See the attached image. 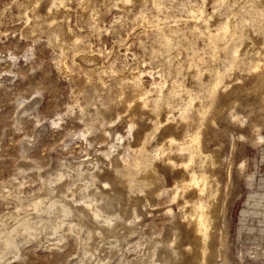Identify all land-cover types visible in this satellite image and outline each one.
Here are the masks:
<instances>
[{
  "label": "rangeland",
  "instance_id": "374dc122",
  "mask_svg": "<svg viewBox=\"0 0 264 264\" xmlns=\"http://www.w3.org/2000/svg\"><path fill=\"white\" fill-rule=\"evenodd\" d=\"M191 1L198 2L196 7L203 3L205 16L213 18L210 30L184 9L190 0H167L162 9L153 0H133L127 6L121 0H63L59 9L53 0H0V228L3 217L20 206L7 195L9 190L20 192L26 201L43 198L41 209L52 202L60 208L68 201L72 214L67 220L80 223L86 209L80 202L95 198L94 188L102 185L97 175L113 173L112 160L120 161L122 154L135 163L142 151L149 155L148 166L127 168L132 179L137 177L130 182L133 187L119 192L128 208L122 217L136 222L137 212L142 213L141 225L121 242L120 252L101 264H137L146 251L149 262L152 253L163 250L174 221L190 224L184 214L191 206L181 207L184 200L193 199L195 190L174 198L184 169L165 167V158L175 155L169 137H183L182 113L191 95L198 98L197 109H206L209 120L214 117L212 123L206 120L201 134L203 148L216 162L207 164L208 176L212 182L216 179L219 189L212 205L211 228L217 234L212 238V262H221L225 255L227 264H264V79L252 67L264 51V0ZM225 21L232 22L229 35L235 29L240 32L230 46L221 38ZM186 42L189 47L177 55L176 47ZM237 47L240 52L234 58ZM216 70L222 71L223 82L211 100L207 95ZM137 74L142 87L152 93L150 106L140 105L133 92ZM168 124L176 132H167ZM162 144L169 148L167 154L155 157L154 149ZM142 167L159 174L155 187L138 178ZM104 213V218L111 216ZM8 222L14 229L20 227L14 218ZM82 223L95 227L89 219ZM68 230L62 229L60 236L66 238L61 244L57 236L41 235L40 240L5 250L0 264H95L93 254L83 262L80 239ZM81 236L88 237L85 225ZM102 245L101 257L108 259L109 240Z\"/></svg>",
  "mask_w": 264,
  "mask_h": 264
},
{
  "label": "bare ground",
  "instance_id": "6f19581e",
  "mask_svg": "<svg viewBox=\"0 0 264 264\" xmlns=\"http://www.w3.org/2000/svg\"><path fill=\"white\" fill-rule=\"evenodd\" d=\"M121 1H123L122 3L123 4H126V6H127V4H131V2L133 0H121ZM153 1H154V3L157 2V6H158L159 9H162V7L165 6L166 3H167V0H166V2H164V1L161 2L159 0L160 1L159 3L156 0H153ZM187 2L184 3V9L187 10L196 19L204 22L206 24L208 30H210L209 29V26H210V22H211V18L212 17H209V15H208L209 18H207L205 16V14H204L205 10H204L203 3H202V5L200 4V5H198L196 7L195 5L198 2H196V4H194V1L192 2L191 0H190L189 3H187ZM53 3H54L53 5L57 6L58 9L61 8L64 5L63 0H53ZM215 3H216V1H215ZM168 4L169 3H167L166 6H168ZM193 4H194V6H193ZM230 4H232V3H230ZM228 6H229V4L226 5V7H228ZM233 7L235 8V6H233ZM254 7H256V6H254ZM218 8H216V9H218ZM234 8H233V10H235ZM86 10H89V9H86ZM215 10H214V12H215ZM227 11H229V10H227ZM92 14H94V13L92 12ZM211 16H213V15H211ZM262 16H264V14H262ZM214 19H215V17H214ZM160 20H162V19H160ZM262 21H263V19H262ZM229 22H230V20H229ZM163 23H164V21H163ZM170 23H172V22H170ZM231 23L226 22L225 23V26L223 27V32H224V29H225L226 30L225 31L226 34H224V36H221V38L224 40V42H225L224 44H226V45H229V44L231 45V43L233 41V38L235 36H238L240 34V32L235 29L229 35V33H230L229 32V29H231V27L229 28V26H230L229 24H231ZM207 28H206V31H207ZM217 28H219V27H217ZM220 28H219V30H220ZM160 29L162 30V28H160ZM164 31H165V29H164ZM178 31H180V30H178ZM211 33H210V36H211L212 39H209V40H211V42L213 43L212 40L215 41L216 38H215V36L211 35ZM216 33L219 34L220 32L217 31ZM203 34H204V32H203ZM262 34H263V32H262ZM206 35H207V33H206ZM201 36H203V35H201ZM229 36L232 37V38H229ZM185 37H187V36H185ZM239 37H241V36H239ZM236 40H237V38H236ZM217 42H219V41H217ZM233 43H235V42H233ZM236 44H237V42H236ZM261 44H262V42H261ZM184 45L185 46H183L181 48H177V47H180V46L179 45L178 46L176 45L177 46L176 47V54L177 55L181 51H184L185 49H187L189 47V42H186V44H184ZM221 45L222 44H220L218 46H221ZM218 46H216V47H218ZM222 46H224V45H222ZM62 47H64V46H62ZM216 47H215V49H216ZM260 47H263L264 48V46H260ZM218 48H220V47H218ZM212 49H214V48H212ZM261 49L262 48H260V50ZM232 50H233V48H232ZM213 51L216 52V50H213ZM238 51L240 52V50H238V47L237 48H234V50H233L234 58H235V54L237 55V52ZM254 55L256 56V54H254ZM258 57H259L258 62L257 63L255 62V64L252 67H253V69H255V71H259L260 72L259 73V78H261V81H262V79H264V51L261 50L260 53H259V55H258ZM191 68H192V66H191ZM253 69L251 68V71L252 72H253ZM198 70H199V68H198ZM216 71L217 72L213 75V78H212L213 79V82L211 83V85H210V87L208 89V93L209 94L207 95V97L209 96L211 100H213L212 98L215 97V92L218 89V86L223 82V73H222V71L221 70H216ZM194 72H195V70H194ZM197 75H198V73H197ZM199 75L201 76V73H199ZM134 77L135 78H134L133 82L131 83V87L133 89V92L136 94V96H138L139 101H140L139 103H141L140 105H142V106H150V100L152 98V97H150L151 94H152L150 92V89L148 88L149 90H147L144 87H142V84H141L142 77L140 75H138V76L135 75ZM122 82H123V80H122ZM125 84H126V82H125ZM162 91L163 90L160 91L161 94L159 93L161 96H162ZM189 97L190 98L188 100H186L185 108L183 109V113H182L183 123H186V124L184 125V127L179 126V125H178L179 127L177 126L178 129L180 127L183 128V130H182L183 131V137L182 138H177L174 135H171L169 137L167 143H169V148L173 151V153L175 152L174 153L175 155L174 156H167L165 158L166 159L165 167L171 168L172 171L177 170V167L178 168L180 167V168H183L184 169L183 172H181L182 170L179 169V170H181L180 173H179V174H181L180 175L181 176V180H179V181L177 180L176 181V185L175 186H176L177 190H176V192H174L175 193L174 194V198L175 199L179 196V194L181 192H182L181 195H183L184 192L186 193V191H188L189 189H194L195 190V192L193 193L194 194L193 199L192 200L191 199L190 200H184L185 203H183V204H185V205L181 207L182 210H185V208L187 206H189V207L191 206L190 212L188 211L189 213L184 211L185 212L184 216L187 218V220H188V218L190 219V221H189L190 224L189 225L186 224L187 226H185L184 224H182V222L174 221L173 224H172V226L169 227V232L165 236V240H163V243H164L163 250L161 252L155 251L154 253H152V255H150L151 256V259L148 258L149 259V262L146 261L147 254L149 252H147V251L144 252L143 254L140 255V260L138 261L139 263H137V264H213V262H212L213 259L211 257L212 254H213V251H212V245H213L212 241L213 240H212V238H213L214 235H217V234H215V232H213L214 230L211 228V227H214L215 226V225H213V224H215L214 223V218L215 217H214V210L212 208V205H214L213 201H214V199H216V196H217V194L219 192V189H218V185H217L218 183L216 182V179H215V182L217 184L214 182V180H213V182L211 181V179H210L211 176L210 177L208 176V172H207L206 167H207V164L208 163H209V165H211V167L213 165L215 166V163L216 162L214 161V159L212 157L213 154L211 155L210 153H208L206 151V149H204L203 146H202V139H203V136L201 135L202 134V131H203L202 129L206 125V120L207 121L209 120L207 118V110L206 109H203V110L197 109V104L196 103H198V102H196V99H198V98H195L194 96H191V95ZM155 99H156V97H155ZM153 104H155V103H153ZM156 105H157V103H156ZM201 105H203V104H201ZM127 106H128V104H127ZM135 111H137V110H135ZM138 111H139V109H138ZM222 114H223V112H222ZM191 115H195V116L194 117L192 116V119H191ZM231 115H233V113ZM172 116H174V115L172 114ZM189 117H190V120H189ZM170 118H171V116L168 117V121L172 120ZM182 120H181V122H182ZM212 120L214 121V117L212 118ZM212 120H211V123L213 122ZM172 123H174V122H172ZM168 125L169 126L166 127V130H168L167 132H169V131L171 132V130H173V131L175 130L174 129L175 126L172 127V126H170L171 124H168ZM133 126L134 125L132 124L131 128ZM174 132H176V131H174ZM166 144H164V145L162 144V146H158V147H156L154 149L155 150V157H162V156H165L167 154L166 151L169 148L166 146ZM138 151H137V153H138ZM141 152H139L138 158L135 160V163L132 162V160H131V158H130L129 155L126 156V155H123L122 154L121 157H119L120 158V161H117V159L114 160V161L112 160L113 168H115V171L113 173H109V174H107L105 176H99V175H97V177H96L97 182H99L103 186L102 185L99 186V184L97 183V187L94 188L95 198L94 197L93 198H88V199H85V200H83V201L80 202V204L84 205V208L87 209V212L84 211L86 209H82V213H83L82 215L84 217H80V221H79L80 223H77V224H75V222L73 223V222H70V221L67 220V217L70 214H72V210H71V207L72 206L70 207V206L66 205L68 201L66 202V204H61L60 208L56 205V203L52 202L51 204L49 203L50 206L49 207L47 206L46 209H44V208L41 209V207H40L41 205L40 204L44 201L43 198H41V199H35V200H31V201H26L22 196H20L21 195L20 192H16L15 193V192H13L11 190H9V191L7 190L8 191L7 195L9 197H13L15 199H18L19 200V203H20V206H18V208H17V210L15 212H10V213L6 214L3 217V220H2L3 221V226L0 228V260L2 259V257H4L3 254H4L5 250H7V249H9L11 247H15L16 249H18V248H20L22 246V244L24 242H28L29 240L30 241L31 240H37L41 235H45V237H47L48 235H50V236L52 235L51 237H53V235L54 236H57L56 237V242H58V244H61L62 241H65V238H66V237L62 236L63 233L60 236L62 229L65 230V226H68V229L70 230L71 234L74 233L76 235L77 239L78 238L80 239V245H81V248H82V259H83V262H84V260L87 259V256L89 254H93L95 264L96 263H98V264L106 263L107 261L111 260L114 257V254L118 253L117 251L120 252L121 242L126 241V239L128 238V236L130 237V233L132 232L134 226L135 225H141V222H142L141 221V218H142L141 215H142V213H139V212H137V219L138 220L136 222H133L130 218L122 217V216H124V213L125 214H128L127 213L128 212V208H127L126 204L121 200V198L119 196V192H120L121 187H128V188L133 187V186H130V182H131V180H134L137 177L136 176L137 175V173H136L137 171H135V172H133V173H136V175H134L135 178L132 179L133 176L130 175L131 173L126 172L127 168H129L130 166H132L134 164H136V167L137 166L138 167H141V166H144V165L146 167V165L148 164L147 163V160H148L149 155L148 156L147 155H143V154H141ZM153 158H154V156L152 157V159ZM154 165L155 164H152V166H154ZM120 166H123V168H125V170L122 171V172H118L116 170V168L117 167H120ZM133 167H135V166H133ZM149 167H148V169H149ZM169 168H167V169H169ZM150 169L149 170H145L142 167V169H140V171L138 173V175H139L138 178H140V180L141 179L144 180L146 182V185L148 187L154 186L156 184V182L158 181V179H160L159 174H156L155 171L152 173L150 171ZM154 170H156V169H154ZM150 173H152L153 175L150 174ZM61 177H62V175L59 176V180H60ZM179 179H180V177H179ZM210 188H214L213 190H211V193H209V191H208V189H210ZM15 189L18 190V188H15ZM20 190H21V188H20ZM22 194H23V192H22ZM182 198H184V196ZM178 199H180V198L178 197ZM189 203H191V205H189ZM68 204H69V202H68ZM141 204L142 203L140 201H139V203H137V205H136L137 210H139V208H141ZM44 205H46V204H44ZM142 209L144 210V207ZM32 210L33 211H36V214L30 213ZM21 211H24V212L27 211V212H25L26 214L24 216H21ZM186 211H187V209H186ZM104 212L105 213L107 212V213L111 214V216L104 218V216H103V213ZM168 212L172 214L173 213V210L172 209H169ZM80 214H81V212H80ZM112 215L115 216L116 218L114 219L112 217ZM182 216H183V214H182ZM10 218L16 219L17 220V223L19 221L20 222L19 223V226L20 227H16V229H14L13 225H10L9 226L8 225L9 224L8 220ZM186 218H183V219H186ZM85 219L86 220L89 219V222L90 223H93L95 225V227L91 228V227H89L90 224L88 225V224L82 223V221L83 220L85 221ZM102 220H103V222H102ZM83 224L88 228V237H86L87 239H83L82 236H81V233H82V230H83V226H84ZM189 228H191V229H189ZM222 232H223V230H222ZM21 234H24V237L23 238H20V235ZM12 235H14V236H12ZM192 237L194 238V241L197 244L196 243L195 244L193 243L194 241L192 240ZM214 237L216 238V236H214ZM106 239L109 240V245H110L109 247L111 248V251H110L111 253L109 252L110 253L109 256L107 255L108 256V259H106V257H101V249H100L101 245L104 243V241ZM39 240H40V238H39ZM139 243L137 245L140 247ZM104 246H108V245H104ZM150 248H148V249H150ZM224 254H225V252H224ZM221 255H223V254H220V256ZM221 258H222L221 259V262L219 261V262H216L215 264H227V260H228L227 257L224 255ZM80 264H82V263H80ZM119 264H121V263H119Z\"/></svg>",
  "mask_w": 264,
  "mask_h": 264
}]
</instances>
